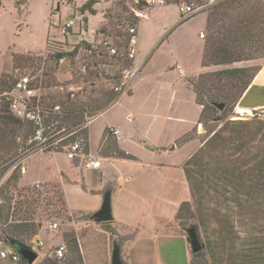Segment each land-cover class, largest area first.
Masks as SVG:
<instances>
[{"label": "rangeland", "instance_id": "rangeland-1", "mask_svg": "<svg viewBox=\"0 0 264 264\" xmlns=\"http://www.w3.org/2000/svg\"><path fill=\"white\" fill-rule=\"evenodd\" d=\"M87 1L30 0L28 5V0H0V6L4 8L0 10V103L4 102L3 93L11 83L23 76L29 78L34 90L27 101L33 112L44 102L58 104L64 101L69 92L74 93L79 101L89 103L88 98H97L101 91L114 94L129 91L123 76L130 70L131 60L125 69L114 59L98 64L104 74L96 80L93 89L89 88L90 81L94 80L91 74L96 69L92 63L96 59L82 43L95 46L105 40L114 43L117 30L125 31L130 24L134 27L142 14L151 9L140 11L137 0H97L94 7L98 15L89 18L88 12L80 10ZM143 1L153 6L158 2H173L157 4L141 23L138 39L140 56L146 61L151 55L145 69V80L132 98L127 95L118 98L93 121L90 128L93 150L108 124L125 130L124 147L138 161H121V164L113 166L104 162L102 169L110 171L111 175L102 179L99 176L102 169L88 170L81 160H69L64 146L61 151H56L61 139L50 140L53 135L47 136L51 132L45 129L43 141L49 142L37 146L27 141L26 146L31 145L32 154L15 162L9 173L0 179V207L11 206L9 221L27 218V221L40 225L37 234L23 243L27 245L32 240H40L49 252L59 243L66 245L63 260L56 261L37 253L34 264H45L46 260H55L57 264H111L115 246L122 264H205L207 260L212 264H234L238 249L256 242L258 234L264 235V199L254 207H238L230 202L228 196L225 200L221 196L222 190L217 188L219 194L213 191L202 193L198 204L183 173V164L194 146L172 151L173 146L177 148L183 144L177 145L176 142L182 138L186 122L196 118L201 111L192 92L182 88L183 72L189 76L202 72L201 50L208 34L202 29L205 15L199 14H207L209 7L219 5L221 0H140V3ZM186 4L201 9L189 18L190 21L177 28L169 44L164 41L154 51L165 35L166 31H162L164 26L176 28L179 18L182 20L179 8ZM70 20L74 22L73 27L62 35L61 26ZM119 24L126 26L122 28ZM200 31L204 34L203 40L198 37ZM75 48L77 52L71 56ZM117 50L118 54H124L125 47ZM82 66L86 67L85 74L81 72ZM250 67L256 66L231 68ZM49 77L56 80V86H43L42 79ZM5 82L7 84H3ZM237 108L238 105L225 113L216 111L212 116L221 120H208L196 125L194 133L198 148L202 141L229 121H252L248 128L250 132H254L260 121L264 122V109L249 111V115H245L237 113ZM129 118L132 123L128 122ZM261 126L264 130V124ZM262 135L261 141L257 138L250 140L247 150L239 156L231 157L234 154L231 149L221 153L217 147L203 153L196 176H201L208 183L216 169L231 168L233 160L248 164L258 155L264 156V131ZM74 136L77 139L84 134L78 131L71 137ZM135 137L163 146L166 151H151L135 142ZM150 162L166 166L143 167ZM251 164L249 162L248 165ZM23 167L26 172L22 179ZM146 172L149 176L144 177ZM59 179L65 185L68 206L60 187L62 184L54 181ZM121 187L123 191L119 190ZM109 189L113 192V219L98 224L93 215L100 209L101 194ZM52 223L57 224V229L51 232L48 226ZM2 227L4 225L0 222ZM191 227L195 228L202 244L198 257V253L191 252L187 240V229ZM74 239L78 254L71 249ZM1 242L2 236L0 250L4 248ZM0 264L5 263L0 261Z\"/></svg>", "mask_w": 264, "mask_h": 264}, {"label": "trees", "instance_id": "trees-1", "mask_svg": "<svg viewBox=\"0 0 264 264\" xmlns=\"http://www.w3.org/2000/svg\"><path fill=\"white\" fill-rule=\"evenodd\" d=\"M96 3H98L97 0H88L80 10L88 12L90 15H96L97 12L94 10ZM218 4L211 5L207 13L206 31L208 36L204 41L201 66H228L264 58V3L261 0H221ZM137 5L140 11L149 7L144 1L141 4L140 0H137ZM119 25L122 28L126 26L125 24ZM130 27L133 25L130 24L129 27L125 28V31H116L114 45L117 48L125 47ZM82 44L85 46V50L89 51L91 56L96 59L92 63L96 71L91 74L94 80L89 83L90 89L95 87L96 80H99L100 75L104 74L98 64H104L108 59H114L122 64L124 69L130 66L128 59L124 56L125 53L118 54L117 50L116 55H109L107 49L101 45L93 47L86 42ZM76 52L77 48L70 55L75 56ZM259 69V67L225 68L201 73L190 80L189 83L195 94V102L202 107L198 124L208 120L211 122L221 120V118L217 119L212 116L216 111L225 113L231 111L238 104L243 106V103H239L240 99ZM42 80L43 86L46 88L57 85L53 77ZM16 81L11 83L7 91L12 88ZM83 91L86 90L83 89ZM93 92L95 91L89 93ZM99 94L101 96L99 95L95 99L88 98L89 103H86L79 101L74 93L69 92L65 100L59 101L58 104L52 101L39 105L38 113L41 124L44 129L51 132H47V136L53 135L50 136L52 138L49 137L50 140L61 139L58 143L59 146L55 148L56 151H61L62 146L65 147L73 142L76 136H71L82 131L84 134L81 138L84 141V154H89L87 121L110 107L122 93L114 94L112 91H101ZM2 98L4 102L0 103V179L9 173L15 162L32 154L31 145H27V147L26 143L34 136L36 130V125L33 122L16 118L10 112L9 99L6 96ZM218 105H223V109L218 110ZM56 106L59 107V111H55ZM251 124L252 121H229L225 123L206 140L202 141V145L184 162L183 173L198 204L201 203L202 193L213 191L219 194L217 188L222 190L221 196L225 200L228 196L230 202L238 207H254L258 201L264 199V156L262 154L248 161V164L249 162L252 163L250 166L244 162L240 163L237 159L231 161V168L216 169L213 179L207 180L208 183L201 176H196V170L200 167L203 153L212 151L217 147L221 149V153L231 149L234 152L231 157L232 155L239 156L247 150L250 140L254 141L257 138L261 141L264 131L261 125L264 122L260 121L254 132H250L248 129ZM195 131L194 129L182 136L176 142L177 145L194 138ZM111 135L110 129L104 131L99 144V154L105 158L132 159L118 147L116 140ZM55 149L52 148L51 150ZM20 150L22 154H19ZM208 185L212 187H208ZM207 188L209 189L207 190ZM10 210L11 206L9 205L0 207V222L4 225L0 228L1 243L16 251L18 246L27 247L23 243L24 240L35 236L40 225L27 221V218L10 222L8 219ZM4 211H6L5 214ZM3 217L4 219H2ZM257 237L256 242H250L247 246H242L237 250V261L234 264H264V235L258 234ZM71 249L78 254L75 239L71 242ZM198 256L199 253L196 257ZM20 264L25 263L21 260ZM45 264L57 263L55 260H46ZM205 264H212V262L207 260Z\"/></svg>", "mask_w": 264, "mask_h": 264}, {"label": "crops", "instance_id": "crops-1", "mask_svg": "<svg viewBox=\"0 0 264 264\" xmlns=\"http://www.w3.org/2000/svg\"><path fill=\"white\" fill-rule=\"evenodd\" d=\"M29 1L30 0H28V5H29ZM172 3L173 2H170V3L158 2L154 6L150 3L149 4V7H150L151 10L149 12H146V13L144 12L142 14V17L140 18L138 24H136L134 26L136 28V31H137V52H136L135 59L132 61V66H131L130 71H129L130 73H129L127 79L124 78V81L127 82V84H128L129 91L127 93L126 92L125 93L123 92L118 98H120L123 95H127V97H131L132 98L134 96V94H135V90L145 80V74H146L145 73V69L149 65L151 55L147 58L146 61L144 59L142 60L141 59V56H140V51H139V47H138V39H139V29L141 28V23H142L143 19L146 18V16L157 6V4H159V5H161V4H163V5H169V4H172ZM4 7H5V5H4ZM180 8H179V13H180ZM1 9H4L3 6L0 8V10ZM94 10H96L95 7H94ZM96 12H97V10H96ZM96 15H98V12L96 13ZM199 15H205V21H204V24H203L202 29H203L204 32H206L207 14L206 13H203V14H199ZM92 16L93 15L89 16V18L92 17ZM1 17H2V15H0V18ZM89 18H87V20H86V23L87 24L89 22ZM102 20H103V17H102ZM190 20L191 19L181 20L179 18V21L180 22L179 23L177 22L178 23L177 27L176 28H173V29H171V27L169 25L164 26V28L162 29V31H166L165 32V35L163 36V38L161 39V41L157 44V46L154 48V51L155 50H158L159 47H161V45L163 44L164 41H166L169 44L172 41V37L175 35V32H176L177 28L179 26L185 24L187 21H190ZM100 22H102V21H100ZM87 28H88V25H87ZM94 30H95V28H94ZM94 30L92 32H94ZM200 34H203L202 31L199 32L198 37H199L200 40H203L202 38H200ZM203 46H204V43H203ZM203 46H202V50H201L202 52H203ZM235 66H244V67L256 66V67H259L260 68L259 71H258V73H257V75L252 80V83L250 84V86L248 87V89L245 91V93L243 94L242 98L240 99V102L239 103L240 104L243 103V106H240L238 104V107L242 108L245 111L263 110L264 109V58H260V59H256V60H252V61L241 62V63H235V64L228 65V66H217V67L216 66H210V67H202L201 66V68H202V72L201 73L212 72L214 70H218L219 68H231V67H235ZM201 73L199 72L196 75H190V76L188 74H186L185 72H183V74H182V77H183V82H182L183 83L182 84L183 86H182V88L185 91H187V92H190V91L192 92V94L194 96V101H195V94H194V92L192 90V87H191V85H190L189 82H190V80L194 79L195 77H197ZM195 104H196V102H195ZM196 106L200 108V106H198L197 104H196ZM110 107H108L106 110H108ZM106 110H104L103 112H101L100 114H98L97 116H95L94 118L90 119L88 121V123L86 124L87 132H88V153L91 156L99 159V161H100V167H99L100 171H101V169L103 167V163L104 162H107L108 164H112V166H113L114 164H118V163L121 164L120 163L121 161H138V159L135 158L134 156H131L128 153L127 149L124 147V142L126 141V135H127L126 132H125V130H123L122 128H120L119 126H116L114 124H108V126H106V128L104 129V131L106 129H116L118 131V135L117 136L111 135V137H113L116 140L118 147L122 151H124L126 154H128L129 156H131L132 159H118V158H105V157H102L99 154V144H100V142H101V140L103 138L104 131L102 132L101 136L99 137V140H98V143L96 145L95 150H93L91 148V144H90V128H91V125H92L93 121L97 117H99L101 114H103ZM198 113H199V111H198ZM199 114H197L196 118L190 120L189 122H186L187 123L186 127H184L182 129V133H181V134H183L182 136H184V135L192 132L195 128H197L196 125H200V124H198ZM129 115H131V114H129ZM128 122L129 123H132L130 121V118H129ZM133 140L135 142L139 143V144H143L145 146V148H147V149H149L151 151H158V150L159 151H161V150L166 151V149L163 146H160V145L156 146L154 144H151L150 142H148L147 140H145V139H143L141 137H135ZM186 146H194L193 147V150H191L190 153H189V155L187 156V159H188L190 157L191 152H193L195 149L198 148L197 137L194 136V138L186 141L180 147L179 146H176L177 148H175L173 146L172 147L173 148L172 151L175 150V149L184 148ZM168 149H170V148H168ZM150 165H156V166H159V167L166 166V165H163V164L160 165V164H156L154 162H150L147 165H144L143 167L150 166ZM25 172H26V169H25V167H23L22 179L24 177ZM101 173H102V175H99V176L102 179H105V177H108L109 175H111V172L108 171V170H103L102 169ZM143 176L146 177V176H149V174L146 172V173H144ZM50 181L53 182V180H47L46 182H50ZM54 181L55 182H60V184H62V186L60 185V187L63 189L62 192H63V196H64V201L66 203V200H65L66 199V196H65V185H64V183L62 181H60V179L59 180H54ZM36 182L39 183V182H44V181H36ZM36 182H34V183H36ZM80 188H81V191L85 192V188L82 189V186H80ZM119 190L120 191H123V187H121ZM107 192H110V194H111V197L110 198H111V208H112V206L114 205V202H113V197H112L113 196L112 195L113 192H111V189H109L106 192H104L103 194H101V203L100 204H102V197H103V195L105 193H107ZM66 205H67V203H66Z\"/></svg>", "mask_w": 264, "mask_h": 264}, {"label": "built area", "instance_id": "built-area-1", "mask_svg": "<svg viewBox=\"0 0 264 264\" xmlns=\"http://www.w3.org/2000/svg\"><path fill=\"white\" fill-rule=\"evenodd\" d=\"M201 8H193L191 4H186L181 6L180 8V15L182 20H187L191 18L193 15L196 14ZM74 22L72 20L67 21L61 26V34L64 35L68 32V29L72 28ZM128 38L125 43V56L128 60L133 61L136 56L137 52V31L135 27H130L128 29ZM200 38H204V34H200ZM101 46L107 49L109 55H116L117 49L111 40H105L100 43ZM95 47V45H92ZM130 71V70H129ZM129 71H125V75L123 78L127 79L129 75ZM81 72L85 74L86 67L82 66ZM30 80L28 77L23 76L20 77L12 86V88L3 93L9 101V109L10 112L16 117L21 120L31 121L36 125V130L34 136L29 140V143H36L37 146L45 145L46 141L43 137V132L45 131L44 127L41 124V120L39 117L38 110L31 111L29 106L30 102L29 96H31L32 92L34 91L30 86ZM125 85V83H122ZM56 111L59 110V107H55ZM202 108V107H201ZM89 121V120H88ZM87 121V123H88ZM110 132L113 136L118 135V131L116 129H110ZM66 149V157L71 160H81L84 167L88 170H97L100 167L99 159L91 156L90 154H84V141L81 138L75 139L73 142L69 143L65 146ZM49 231H55L57 229V224L52 223L48 226ZM3 245V244H2ZM27 248L31 249L32 251L41 254L42 256L52 257L57 261H61L64 259L65 254L67 252L66 245L63 243H59L56 245L55 249L52 252H49V249L46 250L44 243L40 240H32L30 243L27 244ZM45 250V251H44ZM21 256L18 252L10 249L8 246H4L3 249L0 250V261L4 262L5 264H20Z\"/></svg>", "mask_w": 264, "mask_h": 264}, {"label": "water", "instance_id": "water-1", "mask_svg": "<svg viewBox=\"0 0 264 264\" xmlns=\"http://www.w3.org/2000/svg\"><path fill=\"white\" fill-rule=\"evenodd\" d=\"M60 59V57H58ZM223 105H218V110H222ZM201 129L203 127L201 126ZM111 194L107 192L102 197V204L100 209L93 215V220L96 223H107L113 219L112 208H111ZM187 240L190 244L191 252L197 254L202 251V244L199 241L198 235L194 227L187 229ZM16 252L21 256L22 261L25 264H34L38 258V254L31 249L23 246H18ZM111 264H122L119 258L118 248L115 246L112 252Z\"/></svg>", "mask_w": 264, "mask_h": 264}, {"label": "bare ground", "instance_id": "bare-ground-1", "mask_svg": "<svg viewBox=\"0 0 264 264\" xmlns=\"http://www.w3.org/2000/svg\"><path fill=\"white\" fill-rule=\"evenodd\" d=\"M238 112H239V113H244V114L246 115V114H248L249 111H245V110H243L242 108L238 107V108H237V113H238ZM248 115H249V114H248Z\"/></svg>", "mask_w": 264, "mask_h": 264}]
</instances>
